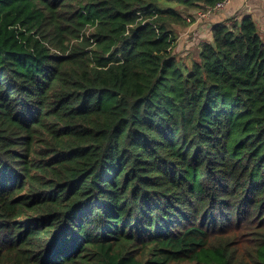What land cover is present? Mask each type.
<instances>
[{"label": "trees", "instance_id": "trees-1", "mask_svg": "<svg viewBox=\"0 0 264 264\" xmlns=\"http://www.w3.org/2000/svg\"><path fill=\"white\" fill-rule=\"evenodd\" d=\"M0 0V264H264V39L176 6Z\"/></svg>", "mask_w": 264, "mask_h": 264}, {"label": "crops", "instance_id": "crops-1", "mask_svg": "<svg viewBox=\"0 0 264 264\" xmlns=\"http://www.w3.org/2000/svg\"><path fill=\"white\" fill-rule=\"evenodd\" d=\"M176 7L182 14L186 16L193 12V10H188L182 6ZM246 15L253 19L258 29L260 27L261 30H264V0H231L226 3L223 8L216 10L215 12H211L206 19H202L201 21H193L194 24L187 22L183 26H177V38L181 37L183 34H187V39L178 41L179 43L177 42V45L180 48H178V52H180L181 47L186 48L190 45L193 47L194 44H197L195 37H198L202 29L204 30V35L206 36L204 40H210V28L212 24L231 17L240 19ZM189 36H191L192 40L189 39ZM193 40L196 41L193 42ZM180 56L183 57V53L180 54Z\"/></svg>", "mask_w": 264, "mask_h": 264}, {"label": "rangeland", "instance_id": "rangeland-1", "mask_svg": "<svg viewBox=\"0 0 264 264\" xmlns=\"http://www.w3.org/2000/svg\"><path fill=\"white\" fill-rule=\"evenodd\" d=\"M188 16V15H187ZM194 24V23H193ZM177 30V28H176ZM259 31V34L262 36V38L264 39V30H261V28L259 27L258 29ZM177 33V31H176ZM180 35V34H179ZM178 35V36H179ZM206 38V36L204 35V30L202 29L201 32L199 33L198 37H195V39L197 40V43L201 40H204ZM183 39H187V34H183L181 35V37L177 38V42L178 41H181ZM189 39L192 40L191 36H189ZM196 40H193V42H195ZM179 43V42H178ZM177 47L174 49V51L176 52L177 54V57L183 61V62H187L189 63L190 62V59L191 58H196L197 56V53H198V44H194L193 47L192 45H190L189 47L187 46L186 48L185 47H181V50L180 52H178V48L179 46L176 45ZM180 49V48H179ZM177 50V51H176ZM188 52V53H187ZM183 53V57L180 56V54Z\"/></svg>", "mask_w": 264, "mask_h": 264}, {"label": "built area", "instance_id": "built-area-1", "mask_svg": "<svg viewBox=\"0 0 264 264\" xmlns=\"http://www.w3.org/2000/svg\"><path fill=\"white\" fill-rule=\"evenodd\" d=\"M229 1L231 0H222L216 3L214 6L207 7L204 10H193L192 13L188 14V16H185V20L188 23H193V21H201L202 19H206L211 12H215L216 10L223 8V6Z\"/></svg>", "mask_w": 264, "mask_h": 264}]
</instances>
